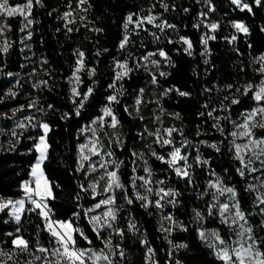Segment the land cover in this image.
<instances>
[{
	"label": "trees",
	"instance_id": "trees-1",
	"mask_svg": "<svg viewBox=\"0 0 264 264\" xmlns=\"http://www.w3.org/2000/svg\"><path fill=\"white\" fill-rule=\"evenodd\" d=\"M241 2L251 10H241L232 0H87L83 4L32 0L31 24L19 15H0L8 44L7 52H0V195L23 197L21 187L31 180L35 144L43 135L40 124H47L42 170L52 195L46 203L53 221L68 222L88 237L73 232L77 248L101 251L112 264H224L210 245L233 247L240 230L232 205L239 204L257 250L264 253V205L254 190L257 177L263 180L264 158L262 169L252 162L242 166L232 145V134L244 124L245 116L264 107V101L253 98V90L264 80V60L256 64L264 57V0ZM25 3L8 0L12 7ZM65 13H70L67 19ZM129 16L132 22L125 28ZM148 16L155 18L152 23ZM234 23L243 24L247 32L237 31ZM212 24L217 25L215 30ZM161 25L170 27L161 29ZM202 37L214 38L205 45ZM181 38L191 43V54ZM161 50L167 59L159 56ZM79 52L84 53V67L78 73L80 95L73 97L70 79ZM150 62L154 65L145 67ZM117 64L130 69L119 80ZM248 85L253 90L245 95ZM89 88L93 91L77 115ZM113 95L118 102L110 107L118 123L111 127V119L106 118L98 137L101 155L82 161L81 167L80 146L91 135L88 127L102 117L103 108L109 106L107 97ZM259 124L252 129L255 140L264 139ZM168 129H176L171 137ZM161 138L173 143L161 146ZM213 144L219 151L209 146ZM173 147H180L181 155L188 157L190 179L178 177L156 158L170 159ZM197 156L207 163H198ZM178 166L184 168L185 162L178 161ZM252 167L256 172L249 171ZM111 171L117 172L123 188L106 192ZM217 179L219 186L210 187ZM161 188L177 195L161 199ZM222 188H232L235 196L219 193ZM137 193L147 200L138 199ZM109 196L113 204L95 208ZM221 205H229L223 215ZM109 208L116 214L113 228L100 229L98 239L90 217L101 216ZM38 212L23 213L19 223L7 209L0 212V264L57 260L52 252L58 245ZM213 233L225 245L220 246ZM17 236L28 241L27 251L14 247ZM109 239L111 248L104 243Z\"/></svg>",
	"mask_w": 264,
	"mask_h": 264
},
{
	"label": "snow or ice",
	"instance_id": "snow-or-ice-1",
	"mask_svg": "<svg viewBox=\"0 0 264 264\" xmlns=\"http://www.w3.org/2000/svg\"><path fill=\"white\" fill-rule=\"evenodd\" d=\"M37 3H40V0H36ZM87 0H79L80 4L86 3ZM261 2V0H256V3L259 4ZM233 4H236L238 7L241 8V10L244 9H248L249 11L251 10L249 8V6L247 4H242L241 0H232ZM79 6V5H78ZM166 7V5H165ZM31 8H32V0H27V3H25L23 6L20 7H12L8 4V0H0V15H8V16H12L15 15L17 13L24 15L25 20L27 22V24H31L32 21L29 20L27 18V15L25 14L24 10L27 9L28 13L30 14L31 12ZM70 15V13H65V19L68 18V16ZM147 21L149 23H152V21L155 19L152 16H148ZM132 22V17L129 16L126 20V23L124 25L125 28L128 27V23ZM138 25L141 23V21H137L136 22ZM168 25H161V29H163V27H166ZM170 27V26H168ZM211 29L215 30L217 28L216 24H212ZM233 27H235L237 29V31H243V32H247V28L241 24V23H234ZM23 31V29H22ZM2 34V33H0ZM30 35V34H29ZM209 38H214V37H202V43L203 44H207V40ZM127 36L124 37V40L121 41L120 47L123 48L125 46V43L127 42ZM184 44H187L188 47L185 49L186 52H188L189 54H191L190 49L192 47L191 43L186 39V38H181ZM233 40L236 39L235 36L232 37ZM8 50V45L7 42H5L3 47H0V52H4L6 53ZM152 55V54H149ZM83 56L84 53L83 52H79L78 53V59H77V67L75 69V71L73 72V79L75 80V82L78 84L79 83V75L78 73L83 69L84 64H83ZM159 56H161L162 58L167 59V55L166 53L161 50L159 51ZM148 57H145V59H147ZM261 60H264V57L260 58ZM207 63V61H205ZM153 63H156V61H153ZM117 67L120 69H124V71L122 72H118L117 73V79H121L123 76H126L128 74V71H130V69L127 68L126 64H117ZM94 74V70L93 71H89V76H92ZM9 75H12L11 73H9ZM161 75H165V73H161ZM153 83H155V78H153ZM228 87H231V85H229ZM253 90V86L252 85H248L245 89H244V93L245 95H247L250 91ZM93 89L89 88L87 93H84L83 96L80 99V103L78 105V107L76 108V113L77 115H79V111L80 108L83 107L84 102L87 101L89 95L92 93ZM179 92V90H177ZM239 91V90H238ZM11 95H15V93H11ZM72 95L73 97L79 96L80 93L77 91L76 87L72 88ZM179 95L184 96L187 95V93L184 92H179ZM253 98L257 101H264V82L261 83V86L254 91L253 94ZM107 100L109 101V106H106L103 108V115L104 116H110L111 117V127H115L116 124L118 123L117 118L112 114V110H111V103L112 102H118L117 101V97L115 95L113 96H109L107 97ZM75 102V101H74ZM140 100L137 99L136 103L137 105L140 104ZM233 103H237V101L233 100ZM264 115V107H260L257 109H253L252 112L248 113L245 116V122L243 125H241V127H243L245 129V131L243 133H241V135L244 136H249L251 137L252 133H251V128L249 127L250 122L253 120V118L256 115ZM67 113H65V118H67ZM209 115H211V113H209ZM103 120V117L99 118L97 121H93L94 124L100 122ZM257 126L256 124H252V127ZM261 128H264V123H261L258 125ZM20 127H23V125L21 124ZM40 127L43 129L44 135L39 137V142L35 144V149L36 151L39 153L35 164H33L32 166V170H31V175L34 178V184L35 187H29V185L27 183H25L23 185V189H24V193L25 196L27 197V200L33 205V208L29 209V211H35L36 209H39L38 215L40 217H42L45 221V229L47 230V232L50 234V236L52 237L53 241L58 245L57 248L53 249L52 254L54 256H57V260L54 262V264H61V261L65 262V264H86L88 259L92 260V264H96L97 260L100 259H104L108 261V264H112L111 260H108L107 256H103V255H97L96 253L92 252L91 249L88 250H84V249H79L77 248L75 245L77 243L76 239L73 236V232H79L81 236H83V238L85 240H88L87 236H84L83 232H81V230L79 228H75L73 229L72 225L68 222H64V221H53L50 218V210L48 209L47 203H46V198L51 197L52 192H51V188L49 187V181L45 178L44 176V172L42 170L41 165L43 164V162L46 160L47 158V149H48V144L46 142V135L49 131V126L47 124H40ZM176 131V129H168L166 130L167 135L169 137H171L172 132ZM233 136L236 135V133L232 134ZM161 143V146L164 145H170L173 143V141L171 139H164L161 138L160 141H158ZM92 144V147L89 148V151L92 152L93 155H98L99 154V150L96 148V143L95 142H90ZM185 143H187L185 141ZM249 145H252L254 148L259 149L258 153H254L257 158H259L260 156H264V139L261 140H253L250 139L249 143L247 145H244V148H249ZM183 146V145H182ZM210 147L216 148L217 151H219V149L217 148L216 145H209ZM88 148V145H81L80 146V151L81 153H83L84 149ZM251 150V149H249ZM236 152H237V159H239L241 161V164H244V160L243 157L240 155L241 152V146L240 145H236ZM110 155V154H109ZM153 155L156 156V153L153 152ZM169 157L170 159H165V157L163 156H156V158L158 160H160L161 162L167 163L168 166L170 168H173L174 171L176 172V175L178 177L183 176V177H187V178H191L190 177V173L187 170L188 167H190V165H187V160L188 157L181 155V149L180 147H173V150L169 153ZM89 156L87 155H81V167H82V161L84 160H88ZM178 161H184L185 162V167L181 168L180 166H178ZM197 162L198 163H207V161H200L199 156H197ZM249 163H251V161H249ZM245 167H247V165H244ZM101 167H105V165H101ZM118 167V166H117ZM95 170V169H93ZM145 171L149 173V175H151L150 170L145 168ZM240 175L243 176L244 175V171L243 169H239L238 170ZM249 171H255V169H249ZM107 177H108V184L107 187L105 188V191H111L114 188H123V185L119 182V177L117 175V172L115 171H111V172H107ZM139 179L144 180L143 177H139ZM149 183L148 180H144V184L147 185ZM160 183H163L162 181ZM220 184L219 179H217L215 184H211L210 187L212 188H217ZM89 187L92 188V191L95 192V188L93 185H89ZM133 187H135V179L133 180ZM221 191V193L223 192H228L230 193L233 197L235 196V192L232 188H222L219 189ZM148 192H152L153 190L151 188H147ZM160 192L163 193V196H161V199H164V197L167 196H175L177 195V193L169 190V191H164V189H160ZM159 195V193H157ZM137 198L143 201L147 200L146 196H140L139 193H137ZM257 199L259 200V202L261 204H264V195L258 196ZM114 203V199L109 196L108 198L101 200L99 203L95 204V208H100L102 205H111ZM128 203H132V200L129 199ZM174 203V201H173ZM9 205H12L13 207V211L10 213L11 216L14 217V219L19 223L21 220V216H20V212L23 210L24 207V200H18V201H2L0 200V211H3L4 209L8 208ZM145 207H147L148 205L145 204ZM156 206L160 207V200L156 201ZM233 208H235V217L238 218L239 220H245V216L244 213L240 210L239 204H234L232 205ZM229 205H221L220 209H221V214L223 215V213L228 210ZM93 209H89V211H92ZM264 211V210H262ZM197 217L200 216V213L197 212L196 213ZM116 219V214L115 211L111 208H109L107 211H105L102 216H92L90 217V222L93 223V230L97 233V238H102V232L100 231V229L102 228H113V223L112 221H115ZM170 219V217H169ZM102 221V223H101ZM235 222V221H234ZM99 226V227H97ZM134 225L130 224L129 228H133ZM115 230V229H114ZM244 233H249L248 235V240L251 241V243L248 244L247 247H244L243 244H240L239 248H229L225 245V241L219 239V236L216 233H213V236L216 237V239L219 242L220 246L223 247H218L217 244H212L210 245L211 247H213L215 249V255L217 257V259H220L224 262V264H246V261L249 262V264H264V253H262L261 251L257 250L256 248V241L253 240L252 236L250 235L251 233V229L247 228L244 229L242 233H240L239 235H243ZM120 235H122L123 233H118ZM9 235H12L11 233H9ZM201 238H205V234L203 232L200 233ZM89 243H92V241H88ZM105 246L111 248L112 247V242L111 239L104 241ZM12 244L14 245V247L16 249H19L20 251H27L28 250V241H26L25 239H23L22 237H16L15 239L12 240ZM41 253H47L48 249L44 248V247H39L38 249ZM149 251H151V249H149ZM122 255V253H121ZM233 257H235V259H233ZM36 259H43V257H36Z\"/></svg>",
	"mask_w": 264,
	"mask_h": 264
},
{
	"label": "rangeland",
	"instance_id": "rangeland-1",
	"mask_svg": "<svg viewBox=\"0 0 264 264\" xmlns=\"http://www.w3.org/2000/svg\"><path fill=\"white\" fill-rule=\"evenodd\" d=\"M20 6H23V5H19V6H16V7H20ZM25 14L27 15V18L29 17V13H28V10L25 9L24 10ZM15 15H19L22 17L23 20H25V17L24 15H21L19 13L15 14ZM26 21V20H25ZM6 28L4 26V23L3 21L0 19V47H3L4 44H5V38L3 36L4 32H5ZM8 45V44H7ZM262 60L260 59H257L256 60V64H262ZM149 65H154L152 64V62L148 63L145 65L146 66H149ZM124 71V69H120L119 68V71L118 72H122ZM117 72V73H118ZM264 82V80H262L256 87L255 89L253 90V93L255 90H257L260 86H261V83ZM70 83L72 84L73 87H77V83L75 82V80L73 79V76L71 77L70 79ZM113 114V113H112ZM102 117H103V120L96 123V124H92L91 126L88 127V131L91 133L90 137L87 139L86 143L84 145H88V148H85L83 153H81V155H87L89 156V159L88 160H91L92 158L94 157H98L101 155V150H102V146H101V143L100 141H98V137H99V134L102 130V127L104 126V123H105V120L106 118H110V116H104L103 115V111H102ZM97 121V120H96ZM16 124L19 125L20 123V119L16 120L15 122ZM112 123V122H111ZM259 123H264V115H256L253 120L250 122L249 124V127L251 128V133H252V129L254 127H252V124H259ZM42 129V128H41ZM245 131V129L243 127L240 126V128L235 131L234 133H236L235 136H232V145H233V149H234V152H235V155L237 157V152H236V145H240L241 146V152H240V155L243 157V160H244V164H242V166H244L245 164L247 166H249V161L252 162V164L256 163V168L257 169H262L263 168V158L264 156H260L259 158H257V156L254 154V153H258L259 149L257 148H254L252 145H249V148H244L243 146L244 145H247L249 143V140L250 139H254L253 135H251V137L249 136H244V135H241V133H243ZM42 134L44 135V132H43V129H42ZM39 142V138H38V141L37 143ZM90 142H95L96 143V148L99 150V154L98 155H93L92 152L89 151V148L92 147V144ZM251 149V150H249ZM37 152V151H36ZM39 153L37 152V157H38ZM239 160V159H238ZM240 161V160H239ZM36 162V161H35ZM241 163V161H240ZM35 164V163H34ZM42 167V165H41ZM252 169H255V167H252ZM255 171H252V172H256ZM31 170H32V167H31ZM31 176V180H29L28 182H25L29 185V187H35V184H34V178L32 177V175L30 174ZM260 176L257 177L258 181L257 183L255 184L254 186V190H255V193H256V196H261V195H264V175H263V180H260L259 178ZM33 180V183H31V181ZM23 183L22 184V191L24 192V189H23V185L25 184ZM219 193H221V191H219ZM155 199V197H154ZM20 200H24V207H25V201H27V197L25 196V193L23 195V197L20 198ZM46 201H47V198H46ZM260 203V202H259ZM261 204V203H260ZM264 205V204H263ZM103 206H106V205H103ZM24 207H23V210L20 212V216H22L23 212H24ZM9 212V215L10 213L13 211V208L12 207H8L6 208ZM108 210V209H107ZM106 210V211H107ZM1 212V211H0ZM105 212V211H104ZM103 212V213H104ZM102 216V215H101ZM235 217V215L233 216V218ZM236 218V217H235ZM15 220V219H14ZM236 221L238 222V225H239V234L243 232L244 229H247V227L245 226L243 220H239L238 218H236ZM102 223V221H101ZM99 227V226H97ZM248 235L249 233H244L243 235H239L235 244L233 245L232 248H239L240 244H243L244 247H247L249 243H251V241L248 240ZM95 252L97 255H103V256H106L104 253H102L101 251H93ZM235 258V257H234ZM87 261H90V264H92V260L91 259H88ZM96 264H107V260H104V259H100V260H97L96 261ZM246 264H249L248 261H246Z\"/></svg>",
	"mask_w": 264,
	"mask_h": 264
},
{
	"label": "built area",
	"instance_id": "built-area-1",
	"mask_svg": "<svg viewBox=\"0 0 264 264\" xmlns=\"http://www.w3.org/2000/svg\"><path fill=\"white\" fill-rule=\"evenodd\" d=\"M31 183H33V180L31 181ZM157 198V195L155 196ZM0 200L2 201H18L20 200V198H11V197H3L0 195ZM9 207H12V205H9ZM13 208V207H12ZM33 208V205L27 200L25 201V207H24V212L23 213H26V214H29L31 213L32 211H29V209ZM86 264H90V261H87ZM107 264H108V261H107ZM177 264H180V263H177Z\"/></svg>",
	"mask_w": 264,
	"mask_h": 264
},
{
	"label": "crops",
	"instance_id": "crops-1",
	"mask_svg": "<svg viewBox=\"0 0 264 264\" xmlns=\"http://www.w3.org/2000/svg\"><path fill=\"white\" fill-rule=\"evenodd\" d=\"M48 198H50V197H48ZM48 198H47V199H48ZM10 218H11L14 222H17L16 220H14V217H13V216L10 215ZM17 237H20V236H17ZM15 238H16V237H14L13 239H15ZM86 250H88V249H86ZM91 251L93 252L94 250L91 249ZM94 253H95V252H94Z\"/></svg>",
	"mask_w": 264,
	"mask_h": 264
}]
</instances>
